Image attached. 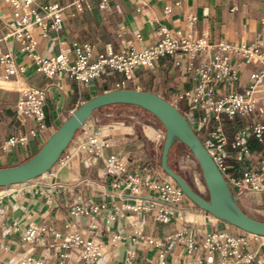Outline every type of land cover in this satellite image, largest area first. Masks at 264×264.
I'll use <instances>...</instances> for the list:
<instances>
[{"label": "crops", "instance_id": "crops-1", "mask_svg": "<svg viewBox=\"0 0 264 264\" xmlns=\"http://www.w3.org/2000/svg\"><path fill=\"white\" fill-rule=\"evenodd\" d=\"M36 2L39 5L58 4L62 8L59 31L48 29L45 36L40 29L33 32L34 52L42 58L50 57L64 48L73 62L74 44L91 46L92 60L105 51L107 44L115 52L129 46L145 49L156 41L155 32L160 25L191 39L206 37L210 42L250 44L258 40L260 51L264 52V0H178V5L177 0H107L105 9L99 8V0H87L81 11L72 6L71 0ZM188 17H194L195 21L188 22ZM13 19V8L0 0V55L10 54L13 63L22 67V71L8 74L0 63V168L27 161L74 109L91 97L118 88L158 94L189 120L204 145L213 141L212 133L218 126L221 127L226 138L222 150L226 167L224 176L240 178L244 171L259 168L264 156V143H259L252 134L244 138L247 152L232 147L231 143L237 133L249 130L258 121H264V113L238 114L232 118L221 114L219 120L209 116L199 126L202 111L197 104L178 98L196 84L197 60L193 61V68L187 71L185 58L167 55L151 69H134L128 81L116 71H109L88 83L78 82L68 74L48 78L36 71V66L22 50L19 41L4 38L5 23ZM231 61L236 75L225 87L216 86L214 98L222 90L244 91L250 84V74L258 69V65L244 63L237 56H232ZM176 62H180V65L177 66ZM29 87L47 90V130L37 136L29 135L35 125L16 109V102ZM257 97L259 108L264 111V82L259 85ZM84 128L98 134L103 144L101 156L74 152L70 146L67 150L70 158L65 166L56 164L49 172L30 182L0 188V264H16L24 255L40 258L43 264H83L76 252L61 257L62 251L50 247L53 234L49 230L40 232L31 246L21 243L20 236L29 224H47L62 234L71 228L88 237L90 217L74 216L71 210L77 205L88 208L102 200L107 202L106 208L98 214H91L95 216L94 234L103 246V253L95 264H124V253L130 246L135 218L131 212H126L124 217L108 221L113 205H120L125 199L109 196L111 176L106 172L103 160L116 156L125 162L128 172L139 174L145 180H156L164 173L161 153L165 132L148 113L134 107L115 105L96 110L85 121ZM19 134L28 137L25 144L3 148L10 137ZM188 155L193 157L183 144L175 142L168 156L170 166L178 172L184 168ZM142 194L155 197L147 189ZM236 202L249 216L264 220V193L248 194ZM181 206L184 211L176 212L165 224L155 221L154 212L142 215L144 234L158 240L163 246L159 248L146 242L136 244V264H156L161 251L170 264L203 262V250L186 252L184 237L193 238L201 244L204 236L210 232L234 236L245 233L200 210L185 196ZM16 226L18 230H15ZM115 234L123 239L112 241ZM251 243L253 247L257 246L256 242ZM214 259L217 262V254Z\"/></svg>", "mask_w": 264, "mask_h": 264}, {"label": "built area", "instance_id": "built-area-1", "mask_svg": "<svg viewBox=\"0 0 264 264\" xmlns=\"http://www.w3.org/2000/svg\"><path fill=\"white\" fill-rule=\"evenodd\" d=\"M4 2L14 11V19L5 23L4 38H14L19 41L22 44V50L26 52L36 66V71L42 76L53 78L68 74L78 82L88 83L109 71H116L123 74L125 80L128 81L131 79L134 69H151L160 58L167 55L181 56L186 59L185 70L187 71L193 68L194 60L198 61L195 68L196 84L178 98L188 99L197 104L202 111L199 126H202L209 116H214L219 120L221 114L232 118L238 114L264 113L259 108L257 97L259 85L264 82V52L260 51L261 44L258 40L250 44H234L226 41L210 42L206 37L191 39L179 31L172 32L166 26L160 25L155 32L156 41L145 49L138 50L129 46L115 52L107 44L105 51L92 60L91 46L74 44L75 59L73 62L64 48H60L56 54L50 57L42 58L34 52L33 32L35 29H40L45 36L48 29L59 31L62 8L58 4L39 5L36 0H4ZM71 3L78 11H81L87 0H71ZM176 4H179L178 0ZM106 5L107 0H99L100 9H105ZM187 21L192 23L195 18L188 17ZM232 56L239 57L244 63L258 65V69L250 74V84L244 91L222 90L219 96L214 98L216 86L225 87L233 81L236 75L231 61ZM0 63L5 66V71L8 74H13L17 70L22 71V67H17L13 63L10 54L0 55ZM176 65H180V62H176ZM46 105L47 90L37 87L26 89L24 96L16 102L18 112L29 118L35 125V128L29 132L30 136H37L47 130ZM248 134H252L259 143H264V121H258L249 130L237 133L233 137L232 147L247 152L248 146L244 138ZM212 137V142L203 145L224 176L226 167L222 150L226 144V138L221 127L218 126L214 130ZM27 139L28 137L23 134L12 136L5 142L3 148L25 144ZM70 146L73 147L74 152L99 157L103 144L96 132L89 131L82 125ZM68 148L56 163L57 165H66L70 158V154L67 153ZM103 163L106 172L111 176L109 196L125 199L120 205H113L108 221L118 217L122 218L126 212H131L135 218L133 235L130 238V246L125 250L123 263L136 264V244L146 242L159 248L163 246L158 240L144 234L142 215L154 212L155 221L168 223L176 212L184 211L181 206L184 194L165 173L156 180H145L139 174L128 172L125 162L116 156L104 158ZM224 178L235 200L248 194L264 193V156H262L257 170H246L240 178L230 176H224ZM145 189L151 190L155 197L144 196L142 192ZM106 206L107 202L102 200L98 204L92 203L88 208L79 205L72 208V215L90 217L88 237H83L81 233L71 228L62 234L47 224H29L22 231L20 242L31 246L37 240L40 232L49 230L53 234L50 247L62 251L61 257L76 252L83 264H95L103 253V246L94 234L95 216L91 214L100 213ZM15 230H18V226L15 227ZM180 237L182 238V236ZM111 239L120 241L123 237L115 234ZM252 241L257 243L256 247L252 246ZM184 243L187 253H192L196 249H201L205 253L204 261L194 264H264V237L255 234L245 232L243 235L234 236L210 232L204 236L201 244L188 237H184ZM215 254L218 255L217 262L214 259ZM16 264H43V262L40 258L24 255L17 260ZM156 264H170L163 251L159 253Z\"/></svg>", "mask_w": 264, "mask_h": 264}, {"label": "water", "instance_id": "water-1", "mask_svg": "<svg viewBox=\"0 0 264 264\" xmlns=\"http://www.w3.org/2000/svg\"><path fill=\"white\" fill-rule=\"evenodd\" d=\"M114 105L140 108L161 124L165 132L161 153L162 170L189 201L200 210L246 233L264 237V220L249 216L238 206L223 174L194 132L189 120L158 94L133 88L105 91L79 105L27 161L0 168V188L24 184L49 172L90 115L102 107ZM175 142L183 144L197 162L208 192L207 198L197 193L182 175L170 166L168 156Z\"/></svg>", "mask_w": 264, "mask_h": 264}, {"label": "rangeland", "instance_id": "rangeland-1", "mask_svg": "<svg viewBox=\"0 0 264 264\" xmlns=\"http://www.w3.org/2000/svg\"><path fill=\"white\" fill-rule=\"evenodd\" d=\"M184 168L178 170L182 176L188 181L190 186L201 196L207 198L208 192L206 190L201 170L193 157L188 155V158L185 159Z\"/></svg>", "mask_w": 264, "mask_h": 264}, {"label": "trees", "instance_id": "trees-1", "mask_svg": "<svg viewBox=\"0 0 264 264\" xmlns=\"http://www.w3.org/2000/svg\"><path fill=\"white\" fill-rule=\"evenodd\" d=\"M115 106H124V107H134V106H128V105H115ZM134 108H137V107H134ZM138 109H140V108H138ZM140 110H142V109H140ZM142 111H144V110H142ZM145 112V111H144ZM147 113V112H146ZM149 114V113H148ZM149 115H151V114H149ZM152 116V115H151ZM197 135V134H196ZM190 152V151H189ZM191 154V153H190ZM192 155V154H191ZM173 170H175L174 168H172ZM176 171V170H175ZM177 172V171H176Z\"/></svg>", "mask_w": 264, "mask_h": 264}]
</instances>
